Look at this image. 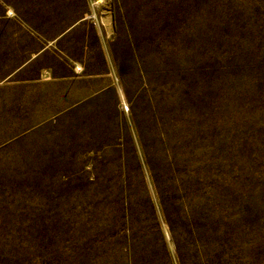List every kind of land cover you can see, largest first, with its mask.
Instances as JSON below:
<instances>
[{"label":"rangeland","instance_id":"obj_1","mask_svg":"<svg viewBox=\"0 0 264 264\" xmlns=\"http://www.w3.org/2000/svg\"><path fill=\"white\" fill-rule=\"evenodd\" d=\"M0 264H264V0H0Z\"/></svg>","mask_w":264,"mask_h":264}]
</instances>
